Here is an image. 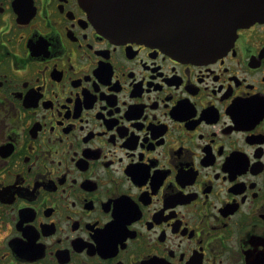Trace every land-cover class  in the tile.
I'll list each match as a JSON object with an SVG mask.
<instances>
[{
  "label": "flooded vegetation",
  "instance_id": "1",
  "mask_svg": "<svg viewBox=\"0 0 264 264\" xmlns=\"http://www.w3.org/2000/svg\"><path fill=\"white\" fill-rule=\"evenodd\" d=\"M0 264H264V19L189 61L0 0Z\"/></svg>",
  "mask_w": 264,
  "mask_h": 264
},
{
  "label": "water",
  "instance_id": "2",
  "mask_svg": "<svg viewBox=\"0 0 264 264\" xmlns=\"http://www.w3.org/2000/svg\"><path fill=\"white\" fill-rule=\"evenodd\" d=\"M100 30L189 61L215 59L240 27L264 19V0H84Z\"/></svg>",
  "mask_w": 264,
  "mask_h": 264
}]
</instances>
